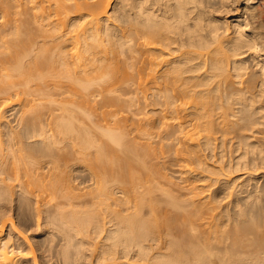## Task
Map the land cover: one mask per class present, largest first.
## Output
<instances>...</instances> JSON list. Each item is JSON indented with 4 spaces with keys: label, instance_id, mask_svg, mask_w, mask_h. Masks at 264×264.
<instances>
[{
    "label": "bare ground",
    "instance_id": "obj_1",
    "mask_svg": "<svg viewBox=\"0 0 264 264\" xmlns=\"http://www.w3.org/2000/svg\"><path fill=\"white\" fill-rule=\"evenodd\" d=\"M3 1L4 23L13 28L0 33V104L25 106L20 128L1 123L0 137L24 156L68 132L73 159L94 164L98 195L83 201L68 185L73 192L67 187L55 206L87 209L65 214L46 208L51 198L40 203L47 187L35 184L46 191L37 195L29 175L33 187L23 182L14 199L18 221L49 229L29 243L0 206V264H264V0H24L14 11ZM61 88L62 98L50 93ZM130 88L140 103L159 107L171 178L160 166L151 177V152L136 147L126 120L124 131L123 110L112 112L132 107L133 98L118 94ZM46 108L48 118L57 108L68 122L53 121L52 137L43 128ZM23 156L26 175L32 164ZM114 165L124 175L109 176ZM10 190L0 187V199ZM153 191L166 207L144 209L157 201ZM157 204L169 207L163 213Z\"/></svg>",
    "mask_w": 264,
    "mask_h": 264
},
{
    "label": "rangeland",
    "instance_id": "obj_2",
    "mask_svg": "<svg viewBox=\"0 0 264 264\" xmlns=\"http://www.w3.org/2000/svg\"><path fill=\"white\" fill-rule=\"evenodd\" d=\"M19 1H23L24 2V0H6V5H8V7H11V9L14 11L15 10V7H14V5H17L18 3H19ZM1 2H5V1H3V0H0V6H1ZM262 6V7H261ZM260 7L261 8H264V3H262L261 5H260ZM14 8V9H13ZM33 12V11H32ZM4 21H5V16H4V12H3V10H1V7H0V33L3 35V34H7V33H10L11 31H12V28H13V24H10V23H8V24H6V23H4ZM4 23V24H3ZM256 23H258V22H256ZM5 32V33H4ZM50 93H52V94H54L57 98H62L63 96H65V94L66 93H68V91H67V89H65V88H61V89H59V90H57V91H55V89H51L50 90ZM118 94L124 99V100H127V99H130V98H133L134 100H135V103L132 105V107H130V109L128 110V106H125V107H123L124 105H125V103L124 104H122V105H120L119 104V106L121 107H118V108H116V106H115V109L116 110H114V108H113V110L114 111H112V112H115V111H118V115H119V112H120V109L121 110H123V112L121 113L120 112V117H122L121 116V114H123L124 116L123 117H125L126 119H123V121H121V124L123 123L124 124V121L126 120V122L125 123H127V124H125L126 125V127H127V129H128V131H130V135L134 138L135 137V139H133L134 140V142L136 141V142H138L137 144H136V147H138V149H141V151H143L142 153L144 154V156L148 153V152H151L152 153V151L155 153H157L156 154V156H157V158H158V156H160L159 157V159H154V158H156V157H154L153 158V156H152V154L151 153H149V157H147L146 158V161L148 162V163H146V164H148L147 165V168H149V169H151V170H153L151 173L149 172V174L151 175V177L153 178V176L154 177H156L155 176V172H154V170H155V168H158L159 166V168H163L162 169V171L165 173V175H167L169 178H171L172 177V175H173V172H172V168H171V155H169V154H171V152H169V148H168V151H166L167 150V147L168 146H166L167 144L169 145V143H170V141L168 140V138H167V136H166V133L164 132V131H162L159 127H158V121H157V110L159 109V107L158 106H156V105H147V104H144V103H140L137 99H138V95H137V93L135 92V90L134 89H132V88H130V89H124V90H121L120 92H118ZM1 97V96H0ZM30 99L32 98V96H30L29 97ZM1 99V98H0ZM93 99L94 100H99V97H97V93H95V95L93 96ZM39 102V101H38ZM38 102H36L35 104H37ZM0 103H1V100H0ZM40 103H42L41 101H40ZM39 103V104H40ZM42 106H43V103L41 104ZM40 105V106H41ZM127 105H129V104H127ZM24 106H25V104L24 103H22V105H11V106H9V107H3L1 104H0V112H1V115H2V117L0 118V124L1 123H7L8 125H9V127L13 130V131H17L19 128H20V126H21V124H20V121H21V118H22V116H24V112H23V109H24ZM39 106V105H38ZM45 106V105H44ZM53 106V105H52ZM56 106V105H55ZM97 106L98 107H100L101 109L103 108V105L101 104V103H98L97 104ZM46 107V106H45ZM57 107V106H56ZM122 107L124 108V109H122ZM48 108V107H47ZM46 108V109H47ZM52 108V107H51ZM55 108V107H54ZM58 108V107H57ZM54 109L53 110V113H54V117L53 118H48V117H50L49 116V110L47 109V112H46V115L47 116H45L47 119L45 120V121H47V122H44L43 124V128H44V130L46 129V133L48 134V136H50V137H52V135H53V133H54V131H53V128H54V124H60L59 125V127H61V125H67V123L68 122H66V123H64V120H62L63 121V123L60 121V119H62L61 117H59L58 118V115L61 113L60 112V110H58V109ZM111 108V107H110ZM110 108H109V110H110ZM43 109V108H42ZM105 109V108H104ZM104 109H102V110H104ZM52 109H50V111H51ZM111 110H112V108H111ZM101 110H99V112H100ZM43 112V111H42ZM45 112H43V113H45ZM102 112V111H101ZM56 115H57V117H56ZM44 117V118H45ZM57 120H56V119ZM54 119V120H53ZM59 119V120H58ZM101 119V120H100ZM98 120H100V122H98V123H102L101 125H106V123H108L109 122V120H110V118L108 119H106L105 121H104V118H99ZM49 121V122H48ZM53 121H56L54 124H53ZM46 123V124H45ZM49 123V124H48ZM110 123H112V122H110ZM113 124V126H111V125H109V123H108V125L111 127V128H113L114 126H115V124L114 123H112ZM121 124H119L120 126H121ZM122 124V125H123ZM108 125H106V126H108ZM57 127V125L55 126V128ZM123 127H124V125H123ZM122 126H121V128H123ZM126 127H124V131H126L127 132V129L125 130V128ZM51 129H52V131H51ZM58 130H59V128H57ZM166 129V128H165ZM60 130H61V128H60ZM59 130V131H60ZM123 131V130H122ZM50 132H51V134H50ZM58 132V131H57ZM56 132V134L52 137L53 139H54V141L57 143V144H55V142H53V141H50V143L52 144V143H54V144H52V145H50L49 144V146H50V148L49 147H47V146H45V145H42L43 147H46V149L45 148H40L39 150H37V151H35L34 153H31V152H29V153H31L30 155H29V153H27V152H25V151H23V154H24V156L23 155H21L22 153H17L15 150L17 149L15 146V148L13 147H11V146H9V144L8 143H6L7 141H6V138H5V140H2V139H4V137H0V154L2 155V156H0V161H2V160H4L3 162L4 163H7L6 165H4L3 167H0V187H9L11 190L10 191H8L7 193L8 194H6L5 193V196L6 197H4V199L3 198H1L0 199V206H3V207H5L6 209H7V211L9 212V214H11V217L13 218V220L16 222V228L19 230V231H23V233H22V235H23V237L25 238V240L27 239V241H29V243H33L34 241H36V239H38L39 237H38V235L39 236H43V237H45V235H47V231L46 230H48L49 228L48 227H45V229H38L37 227H35L34 226V224L33 225H30V224H32V223H35V222H32V223H29L30 221H26L27 222V224H26V222L24 221H20V219H19V221L20 222H23V224L21 225L20 223H19V221H18V218H17V213L15 212L16 210H15V205H16V198H17V196H18V194H20L21 193V191L23 190L22 189V187L24 186V183L26 184L27 183V181L28 180H31L32 178H33V180H34V187H33V185H31V184H33V182L31 181V183L29 182V186H32L33 188H34V190L36 189V186L37 185H40L39 183H43V186L45 185V187H47V188H45V187H43V188H45L44 190H46V191H48L47 193H46V195H45V193H43L44 194V196H46L45 198H46V202H42V200L44 199H42V197H44L43 195L41 196L40 194V196H41V198H38V199H42L41 201H40V203L42 204V203H44V204H47V202H49V198H51V200L52 199H54V200H50V202L47 204V205H45L46 206V208H54V207H63L62 209L61 208H59V210L61 211V212H64L65 214H69L70 212H72V210L74 211V210H77V211H79V210H83L84 208H86L87 209V207H83V208H77L76 206H55L56 205V202L58 203V201H56V198H57V200H60L61 199V201H63L62 199H65L66 200V198H67V195H68V193H66V195L63 193L66 189H67V187H68V189L66 190V191H69V186L68 185H70V186H73V185H75L76 187H78V188H80L79 190H73L74 191V193L75 194H77V195H79L80 197H81V199H83V201H87L88 200V198L91 200V199H94V194H97V192H96V190H95V192L96 193H94V192H92V191H94V189L95 188H93V187H91V185L92 186H94V183H95V179L97 180V171H96V169L95 168H93V166H94V164L92 165V162L91 161H89V160H87V161H89V162H83V161H78V160H76L77 162H75V160L73 159V157L75 158L76 156H73L74 155V152H73V154H72V150H70V149H73V145H72V143L74 144V142L72 141V143L70 142L72 139V137L73 136H70V134H68L69 135V137H67L64 133H68V132H65V131H61V134H63V136L65 135V138L67 139L68 138V142H66L67 140L64 138V137H62L61 138V134L59 135L58 133ZM45 133V134H46ZM47 134L45 135V136H47ZM72 135V134H71ZM44 136V137H45ZM47 136V137H48ZM59 136V137H58ZM130 136V137H131ZM163 136V137H162ZM56 137V138H55ZM131 137V138H132ZM36 138V139H35ZM35 138H33V140H37V138H38V140H39V138L40 137H35ZM59 138H61V141L59 140ZM47 139V138H46ZM49 139V138H48ZM52 139V140H53ZM56 139V140H55ZM57 139H58V141H57ZM62 139H63V141H62ZM65 139V140H64ZM2 140V141H1ZM33 140H31V141H33ZM40 140H42V139H40ZM73 140H74V138H73ZM132 140V141H133ZM4 141H6V142H4ZM46 141V140H45ZM48 140L46 141V142H49ZM66 142V144H65V142ZM64 142V143H63ZM70 142V143H69ZM6 143V144H5ZM5 144V145H4ZM45 144V143H44ZM65 144V145H64ZM138 144H140V146L138 145ZM8 145V146H7ZM53 145H54V148H53ZM138 145V146H137ZM5 147H6V150L4 151V149H5ZM10 147V148H9ZM18 147V146H17ZM59 147H60V149H59ZM141 147V148H140ZM62 148V149H61ZM3 149V150H2ZM14 149V151H13V153L11 152L10 153V151H12ZM44 149H45V151H44ZM154 149L156 150V151H154ZM53 150V151H52ZM147 151V153H146V151ZM148 150H150V151H148ZM164 151V154L162 155V152L161 151ZM139 151V150H138ZM9 152V153H8ZM53 152L55 153V154H53ZM168 152H169V154H168ZM4 153V154H3ZM25 153L28 155V157H32L31 158V160L30 159H28V158H26L25 157ZM37 155H36V154ZM49 153H51L52 155H50ZM141 153V152H140ZM141 153V154H142ZM67 154V155H66ZM26 155V156H27ZM48 155V156H47ZM55 155V156H54ZM58 155H59V157H58ZM19 156H23V158L25 157L26 158V160L28 159V162H29V165H30V163L32 164V165H30L29 166V168L30 167H32V168H28L29 169V171H28V173H26V175L24 174V171L23 170H21V169H23L22 167H19V165L21 166V162H20V158H18ZM36 158H35V157ZM38 156V157H37ZM51 156V157H50ZM146 156H148V155H146ZM151 156V157H150ZM2 157H3V159H2ZM53 157H56L54 160L52 159ZM68 157V158H67ZM24 158V159H25ZM58 158V159H57ZM49 159H51V160H49ZM70 159V160H69ZM18 160H19V162H18ZM59 160H60V163H59ZM72 160V161H71ZM53 161H56V162H53ZM153 161V162H152ZM157 161L158 162V166H157V162H156V164H155V162ZM52 162V163H51ZM46 165H45V164ZM48 163V164H47ZM50 163V164H49ZM54 163H55V165H54ZM151 163V164H150ZM163 165H162V164ZM13 164H14V166H13ZM19 164V165H18ZM35 164V165H34ZM58 164V165H57ZM161 164V165H160ZM12 165V166H11ZM18 165V166H17ZM44 165V166H43ZM88 165H90V166H88ZM11 166V169L13 170V168L12 167H14L16 170H10L9 169V167ZM34 166V167H33ZM50 166V167H49ZM58 166V167H57ZM111 166V165H110ZM155 166V167H154ZM17 167H18V169H17ZM44 167H47V168H45L44 169ZM60 167V168H59ZM116 167H117V169H116ZM115 167V165L113 166V168H111V170H110V174H109V176H111L112 178L114 177V175L113 174H115V176H117L116 175V173L117 172H115V170L117 171V170H119L118 169V166H116ZM154 167V168H153ZM40 168V169H39ZM43 168V169H42ZM49 169V170H48ZM52 169V170H51ZM113 169V170H112ZM32 170V171H31ZM39 170H41V171H39ZM151 170H149V171H151ZM21 171V172H20ZM31 171V172H30ZM111 171H113V174L111 173ZM120 172H122V169L121 170H119ZM18 172V173H17ZM30 172V173H29ZM32 172H33V174H32ZM40 172V173H39ZM94 172H95V174H94ZM153 172H154V175H153ZM17 173V174H16ZM123 173V175H124V172H122ZM157 173V172H156ZM40 174V175H39ZM118 174H120L119 176H118V179L117 178H115V179H117L116 181H118L119 180V178H122V177H120L121 176V173H119L118 172ZM29 175H31V177L32 178H29L30 176ZM35 175V176H34ZM113 175V176H112ZM122 175V176H123ZM27 176V177H26ZM37 176V177H36ZM39 176V177H38ZM71 176V177H70ZM158 176V175H157ZM111 177H109V179L111 178ZM150 177V176H149ZM38 178L40 179V180H38ZM107 178H108V176H107ZM111 178V179H112ZM157 178V177H156ZM27 179V180H26ZM108 179V181H110ZM114 179V178H113ZM125 179H127L126 177H125ZM160 179V180H159ZM158 180L162 183V187L165 189V190H168L169 188H168V185H166V180L165 179H163V178H158ZM39 181V182H38ZM41 181V182H40ZM155 181H156V179H155ZM24 182V183H23ZM71 184H70V183ZM113 182H115L114 180H113ZM110 183H111V181H110ZM118 183V182H117ZM117 183H115L114 184V186L117 184ZM35 184H36V186H35ZM73 184V185H72ZM113 184V183H112ZM119 184H122V186H124V183H120V181H119ZM119 184H117L118 186H119ZM28 185V184H27ZM116 185V187H118ZM22 186V187H21ZM41 186V185H40ZM50 186V187H49ZM53 186H56V188H53ZM74 186V187H75ZM89 186H90V188H89ZM121 186V185H120ZM42 187V186H41ZM38 188V187H37ZM40 188V187H39ZM43 188H40L39 189V191L42 193V192H46V191H44L43 190ZM48 188L50 189V190H48ZM54 189V191H53V189ZM59 190H58V189ZM119 188V187H118ZM55 189H57L56 191V193L58 194H53V192H55ZM88 190H89V192H88ZM38 190L36 191L35 190V192H36V194H37V192L38 193H40ZM51 191H53V192H51ZM65 191V192H66ZM72 191V190H71ZM71 191H69L70 193H71ZM72 191V192H73ZM80 191V192H79ZM83 191H85V192H83ZM90 192L92 193L91 195H90ZM154 192V195H155V199L157 200L156 202H153V200H152V202L151 201H149V199L147 200V202L149 201L150 202V204H147L146 203V201H145V203L148 205V206H145L144 207V209H146V210H148V211H150V206H151V208H152V206L153 207H156V206H154L156 203H160L161 205L162 204H164V206L168 203V201H167V198L165 197H162V196H160L161 195V193L160 192H158V191H153ZM63 193V195H65V198H64V196H62V197H60V195ZM83 193V194H82ZM88 194V198H85L86 196H87V194ZM94 193V194H93ZM152 193V192H151ZM60 194V195H59ZM35 195V194H34ZM38 195V194H37ZM51 195H54V198L51 196ZM83 195H85V196H83ZM98 195V194H97ZM154 195H151L153 198H154ZM8 196V197H7ZM49 196V197H48ZM93 196V197H92ZM33 199H35V198H37L36 196L34 197V196H31ZM47 197H48V199H47ZM83 197V198H82ZM146 197H149V196H146ZM157 197V198H156ZM159 197V198H158ZM6 198V199H5ZM60 198V199H59ZM95 198H96V196H95ZM15 199V200H14ZM80 199V198H79ZM81 199H80V201H81ZM97 199V198H96ZM96 199H94V200H96ZM2 200V201H1ZM163 200H164V202H163ZM44 201H45V199H44ZM163 202V203H162ZM153 203H155L154 205H152ZM15 204V205H14ZM52 204H54V205H52ZM145 204V205H146ZM157 204V206H158V208L159 207H162L161 205L159 206ZM134 205V203L132 202V201H129V204H127L125 207L126 208H128V207H132ZM168 205V204H167ZM166 205V206H167ZM162 207L163 208V210L164 211H161V212H165V209H167V208H165V207ZM75 207V208H74ZM70 208H72V210L70 209ZM165 208V209H164ZM85 209V210H86ZM101 209H103L102 207H101ZM63 210V211H62ZM64 210H66V211H64ZM67 211H69V212H67ZM76 211V212H77ZM67 212V213H66ZM75 212V213H76ZM29 228V227H31V228H29L30 229V231L29 230H26L27 229V227ZM36 228V229H35ZM25 229V230H24ZM32 229V230H31ZM37 230V231H36ZM27 231V232H26ZM25 232V233H24ZM43 234V235H42ZM38 237V238H37ZM34 239V240H33ZM24 241V240H23ZM26 242V241H25ZM34 249H36V245L35 244H32L31 245ZM36 251V250H35ZM36 254L39 256V251H36ZM39 259V257L37 258V260ZM39 262H40V260H38Z\"/></svg>",
    "mask_w": 264,
    "mask_h": 264
}]
</instances>
